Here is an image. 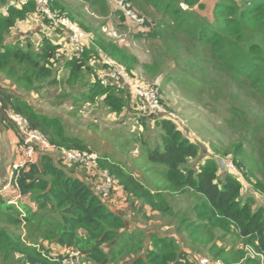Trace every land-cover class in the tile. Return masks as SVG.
Returning a JSON list of instances; mask_svg holds the SVG:
<instances>
[{
	"label": "trees",
	"instance_id": "1",
	"mask_svg": "<svg viewBox=\"0 0 264 264\" xmlns=\"http://www.w3.org/2000/svg\"><path fill=\"white\" fill-rule=\"evenodd\" d=\"M84 1L99 9L102 15L121 12L112 0ZM127 2L151 15L152 22L156 23L151 31L147 22L139 26L127 19L134 29L141 34L148 30L149 40L162 41L171 54L187 58L184 61L188 71L183 82L191 78V73L198 71L204 75L210 68L223 73L241 88H251L254 98L264 97V0H217L210 13L206 12L202 0ZM51 4L77 22L58 0H51ZM38 18L34 0H0V82L20 95L4 94L10 114L22 118L29 131L42 135L55 153L64 149L98 154L84 140L68 133L61 117L41 111L28 99L57 86L58 74L64 68L68 70L67 86L87 90L81 94L85 103L95 105L100 100L116 117H122L129 110L134 113L136 109L121 86L102 84L100 71L108 67L103 64L98 67L95 63L100 50L135 77L138 58L102 38L86 45L77 57L65 47L63 34L53 30L46 19L40 20L52 35L39 32L41 40L36 47L30 38L25 44L13 39L21 24ZM77 25L83 32H89L83 20ZM149 72L157 74L156 69ZM213 82L209 79L204 87L205 84L212 86ZM200 83L195 82L196 88L201 87ZM230 111L231 117L238 113L232 108ZM136 116L140 128L150 130L149 122L153 121V128L158 132L156 147H151L148 141L142 143L143 152L147 153L154 169L145 170L149 176H141L147 179L160 176L161 183L150 180L156 186L151 189L150 183L139 180L108 154H98V166L94 170L97 174L105 171L118 181L114 191L116 202L129 205V218L143 225L151 223L157 214L178 218L168 196L192 195L197 201L194 210L201 223L182 217L176 231L180 239L184 238V231L189 232L195 242L211 245L208 252L226 264H264L260 259L246 257L247 247L264 257L263 125L259 121L249 123L242 143L234 149L233 162L239 174L226 171L221 174L220 162L215 158L206 159L193 168L192 162L200 157L202 147L190 140V134L181 128L182 121L151 120L139 116L137 111L134 118ZM4 125L14 129L6 121ZM245 141L253 145L251 154L244 149ZM22 143L20 139L19 146ZM156 168H160L161 173L158 174ZM87 170L80 164L67 166L62 159L56 161L49 154H41L37 163L15 172L14 189L20 196L29 198L34 208L26 205L17 208L9 204L6 194L0 193L2 262L8 263L19 256L15 263L64 264L67 255L53 254L41 246L43 242H51L62 250L79 252L84 264H196L193 254L183 248L185 243L181 244L176 237L156 232L148 235L145 229L129 227L124 216L96 194L92 185L95 174ZM241 177L251 185L252 194L243 195ZM21 230H25L27 241L22 239ZM218 232L222 235H217ZM229 234L236 235L245 248H219L218 242Z\"/></svg>",
	"mask_w": 264,
	"mask_h": 264
},
{
	"label": "rangeland",
	"instance_id": "2",
	"mask_svg": "<svg viewBox=\"0 0 264 264\" xmlns=\"http://www.w3.org/2000/svg\"><path fill=\"white\" fill-rule=\"evenodd\" d=\"M58 1L60 6L66 10V13L71 15L72 19H76V24H79L81 20L84 21L89 28V32L84 33L92 44H95L98 38H102L113 45H119L127 49L138 58L137 69L134 71L135 78L143 85L159 87L163 104L178 117L179 121L183 122L181 128L190 134V140L201 145L202 153L196 161L192 162L193 168H197L209 158H215L219 162L226 161L234 164V149L242 143L248 124L259 121L264 127V97L257 96L258 99L254 98L255 94L251 88H241L240 85L231 82L223 73L218 74L210 68L206 69L207 71L204 72V75H201L198 71L191 73L193 76L189 75L191 78L188 79L189 82L185 83L183 82V77L188 71V67H185L187 66V58L182 59L180 54H171L169 49L166 48V44L162 41L149 40L146 37L148 30L144 34L139 33L137 29L130 25V22L121 12L115 11L109 15H102L99 9L91 7L84 0ZM127 3L130 5L131 12L133 11L143 19L144 23L147 22L146 24L149 25V29L152 31L156 24L152 22V16L147 15L131 3ZM147 12L151 13L150 10ZM27 25H33V27L45 31L47 35H52V31L38 21L34 24L21 25L14 33L24 31L23 29ZM40 40L39 35L32 39L30 38L34 47ZM21 42H24L23 44L26 43L25 40H21ZM98 58L99 60L96 61L95 65L100 67L104 64L107 57L99 50ZM147 66L149 67L148 70H146ZM155 69L157 71L156 76L149 72L152 71L153 73ZM67 77L68 70L64 68L60 70L58 85L43 90L34 98L33 101L37 104V107L45 113L61 117L67 132L84 140L99 155H110L112 160L118 161L119 164L134 173L135 176H149V174L145 173V170L151 171L154 168L147 153L143 152L142 143L143 141H148L151 147L158 145V132L156 128H153L154 122H149L151 127L150 130H147L138 126L137 116L134 118L136 111L134 114L129 110L122 117H116L109 113L100 100L95 105L85 103L81 94L87 90L80 88L75 90L67 86L65 84ZM209 79L214 81L213 85L206 87L205 84L204 87V82ZM198 80L201 81L199 84L201 87L196 88L195 82ZM1 84L6 85V83ZM231 108L238 112L235 117H231ZM12 131L17 140L21 139L19 131L15 129ZM3 143H5V140H3ZM251 147L253 145L245 141L244 149L248 154L253 151ZM54 157L55 160L58 159L55 154ZM39 158L40 155H37L35 163L38 162ZM255 159H258V155ZM245 162L250 165L247 161ZM219 167L221 174L226 171L220 165ZM156 170L158 174L159 172L161 173L160 168H156ZM147 178L141 176L138 179L149 183L150 179ZM154 179L156 182L161 183L162 181L160 176H155ZM240 180L244 184L243 195L252 194L251 185L242 177ZM168 199L178 218H166L157 214L154 216L153 221L144 226L143 229L146 230L148 235L153 232L172 235L181 244L184 242L183 248L189 250L193 256L214 259L208 252L211 245L195 242L187 231L182 234L184 238L181 237L180 239V235L176 232L182 217L189 218L190 222L201 223V220L197 219L198 216L194 210L197 202L196 198L189 194L178 193L168 196ZM27 203L29 205L26 206L34 208L29 198H27ZM112 204H114L112 209L124 216L129 227L135 228L134 222L131 221L133 219L128 216L129 205L121 201ZM137 222L141 223L139 220ZM20 235L23 240L27 241L25 230H21ZM217 235L221 236L222 233L218 232ZM239 244H241V241L236 235L229 234L228 238L218 242V247L245 248L244 245L239 248ZM41 246L48 248L56 255H67L70 252L62 250L51 242H43ZM193 247L196 249L193 250ZM19 259L20 257L17 256L15 260H11L8 263H4L0 259V264H18L15 261Z\"/></svg>",
	"mask_w": 264,
	"mask_h": 264
},
{
	"label": "built area",
	"instance_id": "3",
	"mask_svg": "<svg viewBox=\"0 0 264 264\" xmlns=\"http://www.w3.org/2000/svg\"><path fill=\"white\" fill-rule=\"evenodd\" d=\"M112 1L126 19L139 26L144 25L143 19L133 11L131 12L130 5L126 2L127 0ZM34 2L37 6L40 19H46L53 30L61 32L63 34L61 39L62 41H65V47L71 54L79 57L84 52L85 46L90 43V39L87 35L67 15L54 9L51 0H34ZM103 65H106L108 69L100 71L102 84L105 86L114 84L127 89L130 104L135 107L139 116L151 120L165 118L175 122L179 121L178 117L173 112L169 111L163 104L161 91L158 86L143 85L134 76L130 75L123 65L109 58L104 61ZM11 118L14 119L19 128L23 143L19 146V161L12 167V180L7 187L0 189V193H5L8 188L14 187L15 172L28 164L35 163L37 155L49 154L55 159V154L58 156L57 160L62 159L67 166L80 164L88 169V173L91 175L95 174L94 179L92 180V185L96 194L111 207L114 205L112 203H116L117 196L114 194V191L118 188V181L105 171H102L99 174L94 171L98 166V154L67 151L64 149L59 153H55L54 148L44 140L42 135L28 130L27 123L22 118L12 115ZM220 166L229 173H239L236 165L233 163L222 161L220 162ZM21 197L22 196L18 194V196L14 200H11L9 204L20 208L18 200ZM246 251L247 258L260 259L261 262L264 263V257L255 252L254 249L247 247ZM193 259L196 264H226L220 259H211L208 257L194 256ZM64 264H83L81 254L79 252H68Z\"/></svg>",
	"mask_w": 264,
	"mask_h": 264
},
{
	"label": "crops",
	"instance_id": "4",
	"mask_svg": "<svg viewBox=\"0 0 264 264\" xmlns=\"http://www.w3.org/2000/svg\"><path fill=\"white\" fill-rule=\"evenodd\" d=\"M202 1H203V3H205L206 12H208V13H210V11L213 9V7L215 6V4L217 2V0H202ZM36 21L41 22L40 19L38 18V19L33 20L32 22H28L25 24H29V23L34 24ZM21 25H23V24H21ZM23 30L24 31H19V33H14L13 39L14 40L20 39V40L26 41L27 38L32 39L33 37L38 36L39 32H42V29L35 28V27H33V25H27V27ZM0 84H1V82H0ZM5 87H8V86H5ZM8 88H10V87H8ZM122 88L126 91V94L128 95V99H129V94H128L127 89H125L124 87H122ZM28 97H29V95H28ZM34 98L35 97L31 96L28 99V101L35 104V102L33 101ZM35 105H37V104H35ZM13 128L15 129L14 126H13ZM3 140H5L6 145H5V143H3ZM19 142H20V139H18V140L16 139V137L13 135V131L11 129H7L4 125V132L2 134H0V189L7 187V185H9L11 180H12V167L14 164H16L19 161V156H20L19 155ZM2 149H4L5 152L2 151ZM10 150H12V151L10 152ZM136 177L141 178V176L139 177L137 175H136ZM150 180L154 181L155 179H154V177H152ZM150 180H149V183H150ZM150 185H151L150 186L151 189H155L156 186L154 185V183H150ZM3 194H6V196L9 197L10 201L14 200L18 196V193H17L16 189H14V187L8 188L7 191ZM18 201H19V203H18L19 206L24 205V204L29 205L27 203V197H21ZM131 221L134 222V225L137 228L143 229L144 226H146V225H143L142 223H138L136 219L131 220ZM242 245L243 244L241 243V244H239L238 247L241 248ZM187 251H189V250H187Z\"/></svg>",
	"mask_w": 264,
	"mask_h": 264
},
{
	"label": "water",
	"instance_id": "5",
	"mask_svg": "<svg viewBox=\"0 0 264 264\" xmlns=\"http://www.w3.org/2000/svg\"><path fill=\"white\" fill-rule=\"evenodd\" d=\"M4 94H12L16 97H20V95L12 88L4 87L2 84H0V134L4 132L5 121L13 125L15 129L19 131L17 124L11 118L10 105L6 100V98L4 97ZM226 172L228 173V171Z\"/></svg>",
	"mask_w": 264,
	"mask_h": 264
},
{
	"label": "clouds",
	"instance_id": "6",
	"mask_svg": "<svg viewBox=\"0 0 264 264\" xmlns=\"http://www.w3.org/2000/svg\"><path fill=\"white\" fill-rule=\"evenodd\" d=\"M20 207V206H19Z\"/></svg>",
	"mask_w": 264,
	"mask_h": 264
}]
</instances>
